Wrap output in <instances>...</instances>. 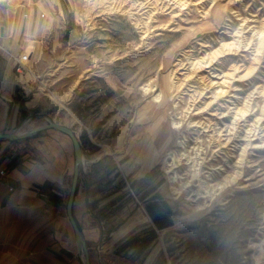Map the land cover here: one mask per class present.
<instances>
[{
	"label": "rangeland",
	"instance_id": "obj_1",
	"mask_svg": "<svg viewBox=\"0 0 264 264\" xmlns=\"http://www.w3.org/2000/svg\"><path fill=\"white\" fill-rule=\"evenodd\" d=\"M2 1L24 5L31 0ZM177 1L57 0L56 4L53 3L55 12L58 7L60 9L54 15L48 37L47 55L51 62L47 69L48 79L44 80L43 87L54 93L58 90L68 92L70 88H73V92L78 88V96L83 93L91 97L93 119L90 123L85 120L86 125L79 132L82 137L84 133L93 137L100 150L114 151L115 168L128 159L129 153L138 154L136 159L144 161L147 148H154L156 156L150 158V162L155 163L153 183L163 184L162 192L174 200L177 210L172 261L180 264L185 256H192V253H186L188 245L194 246V250H191L194 252L196 247L200 250L206 247L216 254L221 241V229L216 220L218 210L224 206L241 210L242 221H249L250 217L264 218V146L257 147L264 145V121L256 128L251 127L260 114L259 109L250 111L248 116L239 120L237 140L219 152L213 150L219 147L220 141L228 139L233 116L215 117L209 113L211 109L204 113V116L214 119L213 126L223 128L222 137L227 138H221L218 133L212 135V131H203L200 127L190 130V122L199 118L192 113L179 133L169 127L171 122L179 121V111L191 106L193 112L212 98L209 92L202 100H192L204 83L200 75L195 78L189 67L181 66L190 56V48L195 47L193 57L196 58L211 52L217 47L218 40L228 39L223 25L214 30L218 18L225 14L234 19L231 16L234 11L241 15L258 12L259 16H264V0H188L187 7ZM246 7L247 12L244 11ZM222 58L225 70H230L231 64L241 62L237 56ZM78 63L81 68L75 73L74 68H77ZM207 73L205 70L202 74L206 76ZM237 81L239 96L235 101L230 95L224 96L220 100L224 109L230 106H234L233 110L240 108L252 88L264 84V69L257 77ZM181 83H184V88L171 101L155 103L156 95L163 92L165 97L170 96ZM145 87L154 90L145 93ZM261 103L264 101L255 97L251 108H257ZM173 104H178V109H173ZM153 118L155 124L152 125ZM46 122L44 119L43 123ZM249 127L255 133L247 145L244 136ZM59 133L51 128L44 135L55 137ZM209 137L212 138L210 147ZM180 140L186 142L185 146L180 144ZM184 148L189 149V154L196 161L205 156V169L223 164V168L213 169L216 171L211 180L214 184L230 172H238L239 179L225 190L222 197L213 200L205 194L201 185L206 173L201 169V175L197 179L192 178L194 161L183 155ZM194 149L204 151L197 157ZM172 153L182 155V161L175 168L180 173L178 179L173 178ZM237 160L242 161L239 166ZM104 166L105 161H101L98 170L104 169ZM72 175L67 184L66 196L69 194ZM114 176V187L126 184L122 175L119 178L117 174ZM141 179L138 178L136 182ZM123 195V192L115 194L114 199L118 200ZM92 197L99 199L106 196L104 191H98ZM115 209H118L115 213L121 214V209ZM116 220L109 223V230L105 228L103 231L101 247L105 249L111 246L109 241L120 232L119 228H115L120 226ZM192 227H195L196 238L191 236ZM249 228L252 236L242 241L243 251L248 253L246 261L249 264H264V227L257 225ZM112 229L113 235L110 234ZM200 255L193 254V258Z\"/></svg>",
	"mask_w": 264,
	"mask_h": 264
},
{
	"label": "crops",
	"instance_id": "obj_2",
	"mask_svg": "<svg viewBox=\"0 0 264 264\" xmlns=\"http://www.w3.org/2000/svg\"><path fill=\"white\" fill-rule=\"evenodd\" d=\"M56 2H0V131L28 129L49 117L75 130L84 148V163L74 214L87 238L92 264H175L172 240L177 210L174 200L162 192L163 184L153 183L154 148H147L144 161L129 153L115 168L114 151L100 150L93 137L79 132L85 120L93 119L91 97L78 96V88L54 93L43 87L51 62L48 37L60 9L55 12ZM24 52L30 53V60L19 70L17 59ZM80 68L78 63L75 73ZM50 129L30 137L0 139V264H85L66 209L67 184L75 164L73 141L57 128L53 129L59 134L46 137ZM101 161L105 166L98 170ZM115 174L122 175L126 184L114 187ZM98 191L106 197L93 199ZM120 192L124 195L115 200ZM116 207L121 214L115 213ZM240 214L237 207L219 209L216 221L221 241L216 254L206 247H196L194 252V246L188 245L186 253L192 256H185L180 264H249L242 241L252 236L251 228ZM115 220L120 232L105 249L101 247L103 231ZM191 229L196 238L195 227Z\"/></svg>",
	"mask_w": 264,
	"mask_h": 264
},
{
	"label": "clouds",
	"instance_id": "obj_3",
	"mask_svg": "<svg viewBox=\"0 0 264 264\" xmlns=\"http://www.w3.org/2000/svg\"><path fill=\"white\" fill-rule=\"evenodd\" d=\"M248 7H251L249 5ZM247 7L244 9L247 12ZM234 19L229 18L227 15L223 14L220 18L215 22V29H219L222 25L225 29V35L228 39H220L217 41V47L214 48L210 53L206 54V56L201 60H196L194 62V66H203L209 67L213 61L218 60L223 56H237L240 58V63H233L229 66V71L224 75L226 77H231L232 79L247 81L254 77H257L258 74L264 69V16H259V13L249 14V15H241L239 12H232L231 14ZM227 21V23H225ZM203 60H208L209 62L205 64ZM183 66V65H181ZM240 73V75H237ZM191 79V77H188ZM228 82V81H227ZM184 88V83H181L174 92L171 93L170 96L165 97V94L161 92L156 97H154L155 103L161 104L171 101L174 97L177 96L179 92ZM150 87H145L143 91L147 93L151 91ZM226 92H219L215 94L214 98L209 102V104L200 108L196 113H192L191 106L185 107L182 111L178 112L179 121L171 122L169 127L171 130L179 133L180 129L184 127L185 122L188 120V116L190 113L194 115H199L200 113L206 112L211 104L215 103L216 100L220 96L226 95ZM204 93L200 92L197 95L192 97V100H196L199 97L203 96ZM255 97L261 98L264 101V84H258L247 94L246 98L243 101V104L240 108L236 109L235 121L241 120L244 117L250 114V111H256L259 109L260 114L256 116L255 121L253 122L252 127L256 128L262 121H264V103L257 105V108H251L253 99ZM173 109H178V104L172 105ZM229 111H232L229 109ZM216 115V113H213ZM224 115H228V113H224ZM188 127H192V125H188ZM207 131V129H205ZM212 138L209 137L208 145L211 146ZM227 143L223 145L226 147ZM264 145H257V147H262ZM219 148L214 149L213 152H219ZM197 157L200 156V153L204 151V149H194ZM204 159L200 158L194 164L192 169V178L197 179L200 175V167L204 164ZM242 161L237 160V166L240 165ZM238 172H230L226 174L221 181L213 185H209L208 188L205 189V194L211 196L213 200L217 197H222L225 194V190L228 189L231 185L235 184L236 180L239 179ZM191 183V181H189ZM186 187V186H185ZM210 189V191H209ZM249 227H255L259 225L260 227H264V218L261 217H250L249 218Z\"/></svg>",
	"mask_w": 264,
	"mask_h": 264
},
{
	"label": "bare ground",
	"instance_id": "obj_4",
	"mask_svg": "<svg viewBox=\"0 0 264 264\" xmlns=\"http://www.w3.org/2000/svg\"><path fill=\"white\" fill-rule=\"evenodd\" d=\"M177 2H178V4H181L183 7H187V5L189 4L188 0H179ZM222 32H224V30ZM194 48L195 47L190 48L191 54L186 61L182 62V64H183V67H189L191 69V73L192 74L194 73L195 78L197 76L199 77V75H200L201 79H203V83H204V84L202 83L203 87L201 90L196 91V95L200 92H203L204 95L199 97L198 100L199 99L202 100L203 97L205 98V96H208L209 92H211L210 96H212V98L207 102V104H209V102L214 98L215 94H217L219 92H226L227 93L226 95L232 96L234 101H235V99H237L239 96V84L235 82V81H237L236 79H232L231 77H226L224 75L229 70H225V68L223 67V58L221 57L218 60L213 61L209 67L194 66V62L196 60H201L206 56V54L210 53V51H209L208 53L201 55L200 57L196 58V57H193L194 56L193 54H195ZM206 50H207V48H206ZM203 62L205 64H207L209 61L203 60ZM205 70L208 71L206 76L204 74H202L203 71H205ZM237 75H239V73H237ZM195 81H196V79H195ZM226 95H224V96H226ZM224 96H220L216 100V102L211 104V106L208 108V110L211 109V112H209V113H211L212 116H213V113H216V115H214L215 117H227L229 115L233 116L232 117V124L230 126V131L228 133V139L225 142L220 141V143H219L218 148L221 151L225 148V147H223V145L225 143H227V145H228L232 141H235V139L237 140V138H236L237 135L239 136V133H237L239 120L235 121V123H234L236 111L233 110V108H232L234 106H230L227 109L223 108L222 101H220V100H222ZM216 104H219V105L216 107L215 106ZM200 108H202V107H200ZM200 108H196L195 111H193L192 113H196ZM229 109H231L232 111H229ZM226 112L228 113V115H224V113H226ZM204 113H206V112L200 113L198 115L199 118H195L190 122V125H192V127H189V129L190 130H192L193 128L199 129V127H200L201 129H203V131H205V129H207V131H212V135L218 133L221 138H227V137H222V135L224 134L223 128L219 129L216 126H213V122H212L213 118L208 117V116H204ZM193 116H194V114H193ZM23 130H25V129H19V131H23ZM254 133H255V131L253 128H250V127L247 128L246 134L244 136V138L247 139V143H246L247 145L249 143H251L252 136ZM185 143H186L185 141L180 140V144H182V146H185ZM247 145H245V146H247ZM194 147L195 146L193 145V148ZM184 149H185V151H184L183 155H185V157L188 160H193L194 164H195L196 160L193 158V155L191 156L189 154V149H186V148H184ZM202 158L205 159V156H202ZM172 159L173 160L171 162V169L174 171L173 178L178 179V177L180 176V173L175 168L178 167L179 162L182 161V155H176L175 153L174 154L172 153ZM206 161L207 160H205V162ZM216 168H223V164L218 165L216 167L210 166L209 169H205L204 164L201 165L200 170L202 169L203 170L202 172L206 173V174H204L205 179H203V181L201 182V185H203L204 189L208 188L209 185L214 184L213 182H211V180H212V178L216 172L213 169H216Z\"/></svg>",
	"mask_w": 264,
	"mask_h": 264
},
{
	"label": "water",
	"instance_id": "obj_5",
	"mask_svg": "<svg viewBox=\"0 0 264 264\" xmlns=\"http://www.w3.org/2000/svg\"><path fill=\"white\" fill-rule=\"evenodd\" d=\"M48 128H57L64 131L65 133L70 135L73 141L75 164H74L72 183L67 197L66 209L70 221L73 225L79 250L82 253L84 263L92 264L87 238L74 214V202L77 194V188L79 184L82 166L84 163V148L75 130L71 126L66 125L60 121H57L49 117L48 122L35 127L25 129L23 131H19L18 128L10 131H0V139H18L23 137H30Z\"/></svg>",
	"mask_w": 264,
	"mask_h": 264
},
{
	"label": "built area",
	"instance_id": "obj_6",
	"mask_svg": "<svg viewBox=\"0 0 264 264\" xmlns=\"http://www.w3.org/2000/svg\"><path fill=\"white\" fill-rule=\"evenodd\" d=\"M30 60V53L24 52L21 53L17 59V69L22 70L25 69ZM1 172H4V169H1Z\"/></svg>",
	"mask_w": 264,
	"mask_h": 264
}]
</instances>
